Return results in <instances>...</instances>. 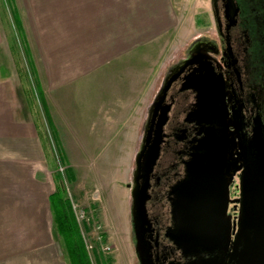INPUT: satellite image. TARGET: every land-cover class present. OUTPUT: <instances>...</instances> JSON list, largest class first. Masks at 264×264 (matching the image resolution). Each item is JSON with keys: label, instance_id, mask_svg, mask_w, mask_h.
Listing matches in <instances>:
<instances>
[{"label": "flooded vegetation", "instance_id": "1", "mask_svg": "<svg viewBox=\"0 0 264 264\" xmlns=\"http://www.w3.org/2000/svg\"><path fill=\"white\" fill-rule=\"evenodd\" d=\"M207 5L205 34L165 64L135 156L130 216L132 192L145 187L141 236L149 264H235L253 238L238 222L264 220V0ZM148 150L155 158L145 172ZM197 198L214 208L225 203L230 231L211 252L185 253L171 237L174 210ZM131 226L135 248L132 216Z\"/></svg>", "mask_w": 264, "mask_h": 264}, {"label": "crops", "instance_id": "2", "mask_svg": "<svg viewBox=\"0 0 264 264\" xmlns=\"http://www.w3.org/2000/svg\"><path fill=\"white\" fill-rule=\"evenodd\" d=\"M10 3L25 36L41 112L61 147L63 120L82 129V135L99 125L112 126L115 117L110 115L119 117L145 105L165 69V46L181 44L172 0ZM1 16L0 244L10 249L0 250V264H19L14 243L47 242L48 235L53 237L49 196L55 184L35 111L6 74ZM50 258L51 264L67 263L59 249L56 260Z\"/></svg>", "mask_w": 264, "mask_h": 264}, {"label": "rangeland", "instance_id": "3", "mask_svg": "<svg viewBox=\"0 0 264 264\" xmlns=\"http://www.w3.org/2000/svg\"><path fill=\"white\" fill-rule=\"evenodd\" d=\"M172 6L179 16L181 44L165 46L164 66L170 60L182 56L184 47L195 36L205 34L201 26H204V17L208 13L207 0H172ZM1 11L5 17L1 16ZM0 16L4 30L2 51L6 74L12 76L20 91L27 89L30 95L32 108L47 143L51 161L48 169L54 184L59 182L58 185L72 203L91 264H98L97 254L107 258V264H138L131 226L129 187L135 156L141 143L145 109L147 110L156 90L145 105L132 107L130 113L118 115L119 117L110 115L115 117L110 127H105L106 124L99 125L96 129L82 131L81 135L82 129L71 127V122L63 120L66 129L61 132L65 155L62 157L52 130L41 112L34 74L24 52V41L13 27L6 0H3L2 7L0 4ZM158 83L159 81L157 87ZM68 169L72 170L74 179L68 178ZM57 176L60 181L56 179ZM45 242L39 240L14 243L12 249L20 251L19 264H51L50 257L55 259L58 249L60 251V244L54 233L53 237L48 235V241ZM1 245L0 250H4L5 246L10 249L8 244L4 247ZM59 264L67 263L62 261Z\"/></svg>", "mask_w": 264, "mask_h": 264}, {"label": "water", "instance_id": "4", "mask_svg": "<svg viewBox=\"0 0 264 264\" xmlns=\"http://www.w3.org/2000/svg\"><path fill=\"white\" fill-rule=\"evenodd\" d=\"M155 147V146H154ZM155 158V151L148 150L145 154V172L148 166ZM145 187L135 190L133 194V204L131 206V216L133 222V231L135 233L136 252L141 264H149L145 258L144 241L142 240V229L146 223V214L144 208ZM187 204L178 206L174 210L175 229L171 237L185 253L197 252L198 250L211 252L219 248L223 240L228 239L230 225L225 217V203L218 208L205 206L202 198L191 200L187 199ZM249 209H244V219L249 220L253 216ZM238 222L240 232L251 229L253 238L246 241L244 248L237 254L235 264H264V220L259 222ZM188 264H223L222 260L216 258L203 259L200 262H191Z\"/></svg>", "mask_w": 264, "mask_h": 264}, {"label": "trees", "instance_id": "5", "mask_svg": "<svg viewBox=\"0 0 264 264\" xmlns=\"http://www.w3.org/2000/svg\"><path fill=\"white\" fill-rule=\"evenodd\" d=\"M6 1H8L11 18L15 24V31L20 35V37L22 38V41H24V52L27 55V59H28V49H27V45H25V36L21 32V27L19 25L20 21L17 17L13 15L10 0H6ZM35 86H36V83H35ZM36 91H37V88H36ZM21 92L23 93L24 97L27 99L30 106L32 107L30 95L27 89H21ZM37 97H39L38 94H37ZM41 107L43 108L42 105ZM45 117H47L46 114H45ZM40 132L42 133V130ZM52 133H53V137L57 145V148L59 147L58 148L59 152L61 153V156L64 157L65 155L63 153V149L61 145L59 144L58 138L53 130H52ZM44 149L46 150V153L48 154L47 143L45 139H44ZM67 173H68V178L69 177L73 178V172L71 169H68ZM56 179L60 181L59 176H57ZM55 184H56L55 190L49 196V201H50L52 214H53V233L59 241L60 252L68 264H91L89 255L86 251L83 238L80 233V229L78 227V224L74 216V212L72 209V203L66 197L64 190L60 188V186L58 185L59 182L56 181ZM97 263L107 264L108 259L103 257V255L97 254Z\"/></svg>", "mask_w": 264, "mask_h": 264}]
</instances>
